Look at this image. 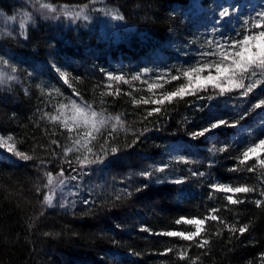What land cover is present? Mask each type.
<instances>
[{"label":"trees","instance_id":"16d2710c","mask_svg":"<svg viewBox=\"0 0 264 264\" xmlns=\"http://www.w3.org/2000/svg\"><path fill=\"white\" fill-rule=\"evenodd\" d=\"M196 1L98 0L92 7L114 9L125 19L114 21L103 11L89 8L86 20L63 16L57 23L28 21L25 38L19 25L7 29L4 24L5 17L22 15L24 5L0 0V58L9 61L0 68L16 77L0 85V134L12 136L16 150L33 157L25 162L16 156H0V264H262L264 206L258 208L254 201L264 199L260 196L264 167L256 157L239 165L237 157L264 136V117L258 115L263 108L249 111L253 102L264 98V85L246 98L234 91L209 100L211 89L175 98L151 116L147 113L156 105L135 103L175 90L183 78L162 82L157 81V75L165 68L176 74V68L187 67L186 63L207 49L205 37L212 38L218 15L214 3L227 4L225 0H199L202 11L193 15ZM41 2L75 12L89 0ZM227 28L226 24L222 30ZM53 60L69 72L68 84L57 79L51 68ZM11 67L16 68L15 73ZM144 67L152 71L144 74ZM101 69L126 74L129 83H113L110 89ZM134 74H140L141 79L131 80ZM153 83H163V87L149 90ZM109 91L113 94L108 95ZM71 99L106 116L119 117L122 124L104 129L91 145L94 153L102 147L110 153L117 147V155L110 154L102 165L89 166L93 171L78 181L70 177L72 168L80 167L76 160L81 153H68L71 167L64 163V149L72 146V141L67 131L49 118ZM241 113L247 115L235 128H219L198 140L189 137L190 132L210 122L234 119ZM133 141L136 143L129 148ZM225 144L230 145L228 151H216ZM174 155L196 162L170 159ZM209 160L215 161L211 167ZM164 163L169 165L166 172L156 173L151 181L139 175ZM246 166L254 171H230ZM61 169L67 182L80 183V192L70 200L58 190L52 192L54 207L49 208L43 205L44 195L49 194L44 187L46 173L58 179ZM192 170L206 175L193 177ZM157 177L164 183H157ZM176 177L187 178L186 183H169ZM213 183L248 185L256 191L237 194L233 198L244 202L233 205L225 193L210 188ZM144 184L147 187L141 192L115 199L122 188L133 190ZM84 199L90 203H81ZM61 202L65 207H59ZM212 208L225 223L206 220L200 236L192 241L139 230L195 231L193 225L175 221L182 217L204 219ZM225 225H248V230L242 235L231 233ZM201 239L208 243L197 247ZM165 249L172 251L160 255ZM181 252L185 253L183 259Z\"/></svg>","mask_w":264,"mask_h":264},{"label":"snow or ice","instance_id":"6c2138e0","mask_svg":"<svg viewBox=\"0 0 264 264\" xmlns=\"http://www.w3.org/2000/svg\"><path fill=\"white\" fill-rule=\"evenodd\" d=\"M39 3V8L47 13H56L57 15H46L45 19H58L59 15H63L65 19H88L86 11L90 8L91 11H103L105 16H110L114 21H123L125 17L121 15L116 10H108L106 8L97 9L92 7L98 0H89L88 4L81 6L77 11L72 12L67 7L58 10L51 4L43 3L41 0H36ZM195 6V5H194ZM214 7L218 10V15L214 17V22L212 26V38L207 39L205 37V42L207 49L199 52L201 59L191 63L187 67H178L175 69L176 74H172L173 70L165 68L162 70V74L157 75V79L162 82H171L183 78V83L175 88L173 91H166L160 96L154 99H142V101H136L135 103H144L156 105L150 111H148V116H151L154 112H159L160 105L165 102L171 103L175 98L183 99L188 95H196L201 92H207L209 89L212 90L213 95L207 97L209 100L215 99L217 96L224 97L227 94H231L234 91H239L242 97H248L254 92L255 89L264 85V0H258V5L260 10L257 11V7H254L252 13L248 14V17L240 22L241 12H232L231 9L235 5H222L219 3H214ZM3 16V13H0ZM15 17H5L6 21L14 20ZM235 19L237 21V26L231 29L227 34L224 30L225 25ZM31 20V16L28 12H24L21 15L19 27L21 34H25V26L28 21ZM219 37L217 39L216 37ZM25 38H27L25 34ZM259 45V46H258ZM204 49V44L201 45ZM210 49V50H208ZM187 55V54H186ZM203 57H211V59H203ZM0 65H9V61L0 58ZM51 68L58 74L60 80L65 84L69 83V72L63 70V66L57 64L54 60L51 63ZM106 80L108 82L107 87L112 88L113 83H129L126 78V74H115L110 71H104L101 69ZM152 71L151 69L144 67L141 72L144 74ZM16 68L11 67V73H15ZM29 75H32L29 73ZM79 79V77H77ZM140 74L131 75V80H140ZM16 77L7 71L0 68V85L7 83L8 81H15ZM163 83H153L149 84V90L154 88H162ZM59 91L58 89L56 90ZM111 91L108 95H112ZM116 94H120V90L116 89ZM202 99L204 97H201ZM264 108V98H258L255 102L251 104L249 111ZM64 109V110H61ZM61 109L57 110L56 115L49 117L53 121H57L63 129L69 134V138L72 141V146L65 147L64 149V163H68L71 167L72 161L68 160L69 152L81 153L77 157L76 163L80 166L78 168H72L70 179L78 181L81 175H87L88 172L93 171L89 166L96 164H104L108 160V156H116L119 152L117 147H112L109 150L102 147V151L99 153H94L92 150V143L96 140L97 136L102 133L104 129L111 126L112 128L122 127L119 117L106 116L102 112H96L93 110L91 105L88 104H78L72 102L70 106H61ZM247 113H241L238 117L234 119H218L209 124L198 128L189 133V137L192 140H198L206 135L212 133L214 130L219 128H235L240 123L241 120L245 119ZM13 140L12 136H8L6 139L0 137V148L7 147V150L11 152L21 161H30L33 159L31 155L26 154L23 151L16 150L15 146L11 143ZM56 143V141H53ZM133 144L128 145L129 148L133 147ZM59 146V145H58ZM230 145L225 144L222 147L216 149L218 152H225L229 150ZM258 150H264V138L258 139L257 142L252 143L250 146L243 149L239 157H237L239 165H247V161L250 158L256 157ZM209 151H212L210 149ZM260 166L264 167V157H256ZM170 159H175L178 162L184 163H195L196 161L190 159L188 156L174 155L170 156ZM215 163L214 160H209L208 164L211 167ZM169 167L168 164L164 163L159 166H152L151 170H144L139 173L140 176L144 177L146 180L151 181L152 177L156 173H165L166 169ZM87 169V171H85ZM230 171H247L253 172L254 168L252 166H246L245 168L235 167L230 169ZM191 175L193 177H204L206 173L204 171L192 170ZM47 183L44 185L45 188L49 190V194L44 195L43 205L51 208L54 207L52 192L60 189L62 186L67 185V178L64 174V169H61L58 174V179H55L50 172L46 173ZM187 178H172L169 183L182 185L186 183ZM157 183H164L163 178L157 177ZM147 187V184L137 185L133 190H129L127 187L122 188L120 194H117L115 199L117 201L121 200L126 194L127 197L133 195V191L136 193L141 192ZM210 188L214 192L225 193V199H227L229 204H240L244 201L239 198H233L237 194H248L256 191L255 187L248 185H229L226 183H213ZM40 192V189H37ZM260 196L264 197V190L260 191ZM256 206H264V199H256ZM81 203L88 205L89 200L84 199ZM59 207H65L64 203H60ZM218 210L212 208L209 210V214L204 219L199 218H180L175 221L177 225L181 223L186 225H193L195 231H163L159 233H151L150 229L147 227H141L139 230L142 232H149L150 234L164 236V237H179L185 241H192L194 238L199 237L205 221H219L221 224L225 222L220 219L215 213ZM117 227H120L117 225ZM228 231L231 233H236L237 231L242 235L248 230V225L240 226L239 228L232 225H225ZM219 234V233H217ZM49 235V233H45ZM115 244L116 241L114 240ZM208 241L206 239H201L197 244V247H204ZM172 249H165L160 255H166L171 252ZM185 253L181 252L180 257L183 259ZM262 264H264V257H262Z\"/></svg>","mask_w":264,"mask_h":264},{"label":"rangeland","instance_id":"374dc122","mask_svg":"<svg viewBox=\"0 0 264 264\" xmlns=\"http://www.w3.org/2000/svg\"><path fill=\"white\" fill-rule=\"evenodd\" d=\"M17 1L21 2L24 5V9H23L22 13L28 12L29 15L31 16V20L42 19V20H48L49 22L57 23V22H59L60 18L63 17V15H59L58 19H45L44 17L46 15L50 16V15H57V14L56 13H47L46 11L40 10L39 3L34 2L32 0H17ZM225 3L227 5H235V7L232 8V12L243 13V16H241V18H240V22L242 23L243 19L247 18L249 13H252L253 15H255V13L252 12V10L254 7H257L258 0H225ZM192 9H193L192 10L193 15L199 14L200 11H202V8L199 5V0H197L193 4ZM258 10H260L259 7H257V11ZM18 17H16L14 20L5 21L4 22V24L6 25L5 28L7 27V29H8L11 27V25H14V24L19 25L21 15H18ZM31 20H29V21H31ZM227 25H228V28L224 30L226 32V34L231 29H233L237 26V21L235 19H233V20L229 21L227 23ZM198 59H201V57L199 55L196 56V58L191 60L189 63H186L187 66H190L191 63L197 61ZM203 59H211V57H203ZM54 73H55L57 79L60 82H62L63 84H65L62 80H60L58 74L55 71H54ZM157 81H159V80L157 79ZM72 102H76V101L74 99H71L66 104H64L63 106H70ZM76 103L81 104L79 102H76ZM61 110H64V109H61ZM258 115L264 117V108L258 112ZM0 137H3L5 139L7 138V136L1 135V134H0ZM261 138H264V136ZM0 156H4V157L10 158V159H16V157L11 152H9L7 150V147L0 148ZM256 157H264V150H258ZM58 191H59L60 195H62L65 200L66 199H68V200L74 199L78 195V193L80 192V183L76 182V184H75V183L67 182V185L62 186L60 189H58Z\"/></svg>","mask_w":264,"mask_h":264}]
</instances>
